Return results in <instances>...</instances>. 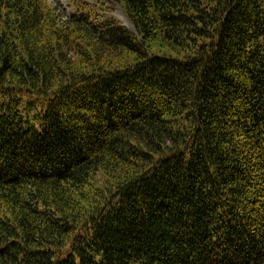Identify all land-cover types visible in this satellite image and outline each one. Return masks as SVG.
Instances as JSON below:
<instances>
[{"label":"trees","instance_id":"16d2710c","mask_svg":"<svg viewBox=\"0 0 264 264\" xmlns=\"http://www.w3.org/2000/svg\"><path fill=\"white\" fill-rule=\"evenodd\" d=\"M122 2L0 0V264H264V0Z\"/></svg>","mask_w":264,"mask_h":264},{"label":"rangeland","instance_id":"374dc122","mask_svg":"<svg viewBox=\"0 0 264 264\" xmlns=\"http://www.w3.org/2000/svg\"><path fill=\"white\" fill-rule=\"evenodd\" d=\"M47 5L53 9L54 12L59 14L65 13L66 15L73 12V8L78 6V10L89 12L96 21L112 18L114 21L120 23L134 33V27L129 20L122 0H44ZM74 55V54H73ZM72 56V54H71ZM76 56V55H74Z\"/></svg>","mask_w":264,"mask_h":264}]
</instances>
